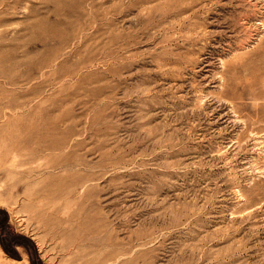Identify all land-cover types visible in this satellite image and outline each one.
Returning <instances> with one entry per match:
<instances>
[{
  "label": "rangeland",
  "instance_id": "obj_1",
  "mask_svg": "<svg viewBox=\"0 0 264 264\" xmlns=\"http://www.w3.org/2000/svg\"><path fill=\"white\" fill-rule=\"evenodd\" d=\"M0 264H264V0H0Z\"/></svg>",
  "mask_w": 264,
  "mask_h": 264
}]
</instances>
